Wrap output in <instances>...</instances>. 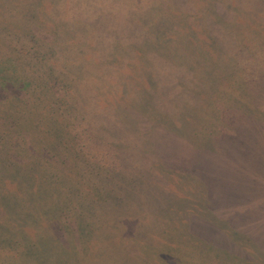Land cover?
<instances>
[{
  "label": "trees",
  "instance_id": "trees-1",
  "mask_svg": "<svg viewBox=\"0 0 264 264\" xmlns=\"http://www.w3.org/2000/svg\"><path fill=\"white\" fill-rule=\"evenodd\" d=\"M213 1L206 10L214 16L211 26L206 22L184 30L190 58L182 56L175 67L152 48L169 46L170 35L181 37L177 24L173 34L142 27L139 46L111 37L103 48L99 36L76 16L83 17L89 8L97 16L108 1L0 0L5 17L0 18V264L10 259L68 264L76 253L87 261L103 256L97 264H117L116 251L132 255L135 264H177L196 254L204 264L262 263L243 243L247 235L232 231L213 212L207 180L194 169L169 166L155 151L161 135L181 142L180 132L193 121V108L167 99L177 92L164 85L173 82L201 102L204 95L197 96L204 87L196 82L197 66L209 68L216 88L221 82L240 88L244 100L235 99L239 104L234 107L242 117L264 124V104L250 93L257 70L246 74L247 61L239 62L244 52L257 60V50L264 47V0H245L241 8L230 0L226 5ZM252 19L262 29L255 45L244 31L231 41L234 53L226 54L211 37V28L219 24L232 40L238 27L249 29ZM77 23L88 31L86 49L79 43L83 36L74 28ZM150 53L163 64L157 71ZM219 56L228 65L224 73L218 72L225 66ZM76 62L81 63L78 69ZM166 66L174 77L159 74ZM230 74H237L239 83ZM191 131L198 140L188 137L186 146L199 155L216 153V136L228 135L214 133L215 128L208 135ZM196 224L210 228L214 240L192 231ZM216 237L239 245L236 252L218 248ZM166 240L178 242L176 257L162 253ZM145 244H155L160 253L144 258ZM109 249L114 255L106 253Z\"/></svg>",
  "mask_w": 264,
  "mask_h": 264
},
{
  "label": "rangeland",
  "instance_id": "rangeland-1",
  "mask_svg": "<svg viewBox=\"0 0 264 264\" xmlns=\"http://www.w3.org/2000/svg\"><path fill=\"white\" fill-rule=\"evenodd\" d=\"M109 2L108 8L103 7L98 11L97 16L90 12V8L86 15L83 17L76 16L77 20H82L85 23V28L95 34H97L98 40L101 41L100 47H105L103 43L105 39L113 38L123 41L125 44L130 42L137 43L140 45L142 36L138 34L142 27L151 30H161L163 32H169L173 34V26L175 24L176 28L179 27V33L181 37H172L168 43L169 46L166 48L157 49L154 46L152 49L158 54H163L164 57H169L172 60L171 65L179 67L181 64L180 59L184 56L185 60L188 61L190 58V49L187 47V35L185 31L191 26H196L211 23L210 20L214 19V16L209 17L206 14L210 8V0H105ZM220 4L226 5L229 0H218ZM239 8L246 5L248 0H230ZM176 3L177 5H174ZM213 4L214 1L211 0ZM205 4V9H204ZM178 6V7H177ZM180 13V14H179ZM2 14V13H1ZM4 15H0L3 20ZM21 18V17H20ZM20 18L17 19L19 23ZM250 20V19H248ZM76 23V22H75ZM196 24V25H195ZM258 22H252L249 29L244 30L245 26L238 27L232 34L229 40V36L225 32V28L221 25H215L216 27L211 28V37L215 38L217 42L223 45V50L226 54H233L236 46L232 44L231 41L238 40L241 34L245 31V37L249 43L256 44L259 42L258 35L260 38V32L262 29L257 27ZM208 26H211L210 24ZM76 31H80L83 36L81 45L83 49H86L84 40L88 34L85 29L82 32L80 24H74ZM137 28V31H136ZM223 31H222V30ZM188 31V30H187ZM221 32H224L222 34ZM143 47L142 49H145ZM79 50V48H75ZM76 50H73L76 51ZM248 52H244L239 56V62L242 60L247 61L244 65V71L246 74L254 72L253 69L256 68L257 72H254L257 78L254 79L256 87H253V92H250L254 97L258 98L259 103L264 104V76L260 77V73L264 74V47L257 50V60L249 59L247 57ZM73 54V53H72ZM71 54V55H72ZM157 56V55H156ZM228 56V55H227ZM148 60L153 62V69L156 71L161 67V63L157 62L154 54L147 55ZM245 57V58H244ZM221 62L225 57H221ZM263 58L262 69L258 65L260 60ZM199 61H202L199 60ZM204 64V62H202ZM78 64L80 62L74 63L76 69L79 68ZM207 66L206 64H204ZM225 66H221L218 72H226L227 63H223ZM209 68L202 66H197L195 68V73L197 75V81L202 83L204 87L203 93H198L197 97L204 95L201 102H197L194 98L188 95V92H184L179 89L173 82L172 84L168 82L164 86L169 89H173L177 92L176 95L171 93L167 94V99L186 103L190 108L193 115L190 118L191 123L188 124V130L180 132L181 142L174 143L168 136H163L159 143L155 145V151L159 152L158 155H162L169 166L175 168H188L194 169L198 176H202L204 180H207L211 186V193L213 198L211 199V206L213 212H217L220 216L227 220L232 231L239 233L240 236L247 235V240L243 243H247L249 248L255 250L257 258L264 264L262 258L264 257V124L252 120L253 118L242 117L237 107L238 105L235 99L244 98L239 97L240 88L237 90L235 86L224 84L221 82L219 88L213 84L209 72ZM229 69V68H228ZM182 71V70H181ZM232 73L234 71L231 70ZM165 73L167 77H174L175 72L170 67L159 70V74ZM232 76L231 80L239 83V76L237 74H230ZM212 76H214L212 74ZM216 77V76H215ZM165 79L164 76H161ZM218 78V77H216ZM180 81L181 78L179 77ZM181 88V87H180ZM251 90V91H252ZM256 95H254V94ZM250 104L251 102L247 100ZM252 104V103H251ZM185 112V111H184ZM191 115V116H192ZM215 128L214 133H218L221 130L227 133L226 137L220 138L219 135L216 136L217 146H215L214 151L216 153H211L210 155H199L193 152L186 146V141L188 137L191 138L192 142L195 139L194 131L195 129L199 134L208 135L211 130ZM191 132V133H190ZM156 140V138H154ZM200 140V139H199ZM154 145V143H152ZM192 231L198 233L205 239L214 240L212 237V230L207 226H199L196 224ZM191 231V232H192ZM212 237H211V236ZM143 234L139 233L138 238L142 239ZM237 235H234L236 237ZM168 238V235H166ZM217 238V237H216ZM253 243L251 242V240ZM178 240V239H177ZM218 240V238H217ZM223 240V241H222ZM219 239L217 242L220 244L216 245L221 250L230 249L235 251L234 247L239 246L235 243L230 242L229 244L224 239ZM239 240V239H238ZM242 240V237H241ZM162 244L160 248L165 255L176 257V245L178 242L176 240L173 243ZM184 241V240H183ZM149 242V240H148ZM154 242V241H153ZM170 243V244H169ZM185 246L183 242V247ZM155 247V244L145 246L141 249V255L147 258H154V254L160 253L159 248ZM260 249L261 251H257ZM108 255H114V252H110V249L106 252ZM124 251H116L114 256H117V264H128L132 262L135 264L132 255H128ZM193 255V254H190ZM103 258V256L101 257ZM97 255L87 261V258L81 254L76 253L69 256L68 264H97L101 260ZM11 260V261H10ZM6 264H16L14 259H10ZM182 261L177 262V264H204L197 259V254L193 256L182 257ZM108 264V263H102ZM116 264V263H114ZM216 264V263H210Z\"/></svg>",
  "mask_w": 264,
  "mask_h": 264
}]
</instances>
